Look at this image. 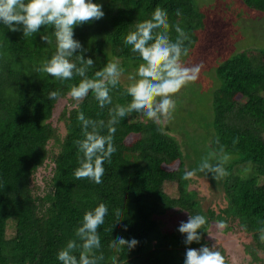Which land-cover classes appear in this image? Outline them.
<instances>
[{
    "label": "trees",
    "instance_id": "obj_1",
    "mask_svg": "<svg viewBox=\"0 0 264 264\" xmlns=\"http://www.w3.org/2000/svg\"><path fill=\"white\" fill-rule=\"evenodd\" d=\"M243 1L264 11V0ZM93 2L102 5L103 18L74 27V39L87 50L83 55L94 61L90 74L111 59L120 61L125 77L135 69L139 57L123 38L137 21L150 18L157 6L168 12L173 40L176 24L186 31L188 49L201 24L193 0ZM177 9L182 15H176ZM54 50L51 28L42 27L24 38L22 28L13 32L0 22V264H62L58 251L75 239L84 212L99 203L109 210L98 229L101 248L96 254L104 256L99 264H113V257L115 264H184L188 247L210 246L211 222L220 220L227 222L224 232L250 237L245 250L251 262L264 264V243L257 231L264 220V48L248 47L218 65L220 83L211 99L212 120L204 145L189 144L163 124L132 113L115 126L117 151L111 163H104L99 184L74 177L79 153L73 141L83 138L77 114L83 111L87 118L107 121L111 106L101 109L91 93L82 102L73 101L67 96L68 82L36 72ZM126 82L122 78L112 89L113 105L130 101L124 92ZM57 89L61 99L50 100L48 93ZM60 101H65L57 118L62 133L53 120ZM217 137L231 155L225 165L229 175L217 182L211 174L197 172L183 180L185 170L195 169L201 157L217 147ZM41 167L50 171L43 187L36 183ZM117 208L122 221L116 225ZM197 213L207 218V224L198 230L201 240L186 245L179 225L166 226L164 216L188 218ZM108 227L111 231L106 232ZM115 237L139 243L115 252L108 247ZM219 251L231 264L226 250Z\"/></svg>",
    "mask_w": 264,
    "mask_h": 264
},
{
    "label": "clouds",
    "instance_id": "obj_2",
    "mask_svg": "<svg viewBox=\"0 0 264 264\" xmlns=\"http://www.w3.org/2000/svg\"><path fill=\"white\" fill-rule=\"evenodd\" d=\"M176 15H182L179 9ZM103 16L102 5L93 0H0V22L10 31L16 32L22 28L23 37L28 38L39 33L42 27L52 29L55 50L50 57L41 60L36 72L68 82L67 96L73 101L82 102L91 93L101 109L111 106L108 107L107 121L87 118L83 111L77 114L83 138L73 141L79 153L74 177L97 184L102 183L104 163H111L112 155L117 151L114 144L115 126L132 113L141 114L157 125L170 121L177 106L173 97L182 87L195 81L203 67L202 61L191 66L184 63L183 57L189 53L186 46L189 36L176 24L177 35L173 40L169 33L168 12L157 6L150 18L137 21L134 29L129 30L123 38L124 45L130 46L131 51L139 57L135 69L125 77V69L120 61L111 59L103 68L90 74L94 61L83 55L87 50L74 39V27L102 19ZM41 39L47 44L52 43L47 35H41ZM78 51L79 54H76ZM122 78L127 81L124 92L131 99L127 104L113 105L110 93L121 83ZM47 97L60 100L61 92L59 89L50 91ZM214 143L217 147L201 157L195 169L184 171L183 180H190L197 172L211 174L217 182L229 175L225 165L230 162L231 155L225 151L218 137ZM236 143L238 138L233 140V144ZM108 211L104 203H99L84 212L80 226L75 229V239H69L66 246L58 251L57 259L62 264H99L104 260L103 254L96 253L101 248L98 229L105 224ZM113 214L117 225L122 221V212L117 208ZM259 223V240L264 243V220ZM206 224L204 215L189 214L178 228L180 233L185 234L184 243L190 245L194 241L199 242L202 237L198 230L204 229ZM127 227L124 225L125 230ZM216 227L222 230L227 227V222L217 221ZM105 231H111V227L105 228ZM138 243L135 238L115 237L108 247L120 252L124 248L130 250ZM184 264L227 262L213 244L188 247Z\"/></svg>",
    "mask_w": 264,
    "mask_h": 264
},
{
    "label": "rangeland",
    "instance_id": "obj_3",
    "mask_svg": "<svg viewBox=\"0 0 264 264\" xmlns=\"http://www.w3.org/2000/svg\"><path fill=\"white\" fill-rule=\"evenodd\" d=\"M193 2L201 14V24L194 30L189 53L183 57V61L189 66L202 61L203 67L198 78L182 87L173 97L177 105L173 118L163 123V126L171 129L176 138L202 146L207 141V128L212 120L211 99L220 83L216 69L226 59L248 47L264 48V11L249 8L243 0ZM64 103L65 101L58 103L53 116L54 124L61 133L62 122H58L57 118ZM49 173V168L39 169L36 173L38 186H44V178ZM201 189H204V185ZM186 218L184 214L164 216L168 227L179 225ZM216 224L213 221L210 225V246L215 244L217 250H226L231 264H253L250 253L245 250L251 238L238 232H224L223 229H217Z\"/></svg>",
    "mask_w": 264,
    "mask_h": 264
}]
</instances>
